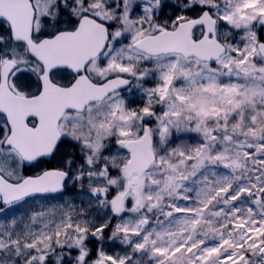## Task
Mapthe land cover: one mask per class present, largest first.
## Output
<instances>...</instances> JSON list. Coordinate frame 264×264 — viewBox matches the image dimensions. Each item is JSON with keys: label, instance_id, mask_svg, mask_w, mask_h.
<instances>
[{"label": "snow or ice", "instance_id": "6c2138e0", "mask_svg": "<svg viewBox=\"0 0 264 264\" xmlns=\"http://www.w3.org/2000/svg\"><path fill=\"white\" fill-rule=\"evenodd\" d=\"M0 264H264V0H0Z\"/></svg>", "mask_w": 264, "mask_h": 264}]
</instances>
